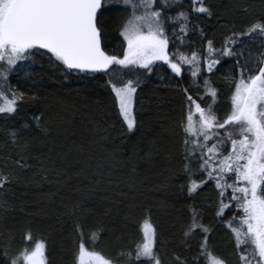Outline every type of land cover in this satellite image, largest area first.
<instances>
[{
    "label": "snow or ice",
    "instance_id": "6c2138e0",
    "mask_svg": "<svg viewBox=\"0 0 264 264\" xmlns=\"http://www.w3.org/2000/svg\"><path fill=\"white\" fill-rule=\"evenodd\" d=\"M113 2L121 7H111ZM260 2L264 5V0ZM116 11L120 12L119 23L110 15ZM242 11L247 14L248 8ZM216 16L208 0H0V117L14 118L39 100L12 88L9 77L22 62L41 58L64 79L76 74L107 75L119 115L132 133L137 88L158 64L167 65V75L184 101L177 125L182 159L175 183L187 204V219L181 228L182 244L187 247L172 255L170 264H227L210 246L213 228L205 223L209 210L228 229L238 264H264V15L246 19L239 26L231 23L229 27L230 22H225L227 34L220 47L202 24L193 23L212 21ZM191 33L205 45L199 52L182 47L191 41ZM117 38L120 51L110 52ZM249 44L259 45L258 55L245 54ZM224 58L235 59L229 111L220 116L218 90L208 78L197 81L205 67L212 73ZM185 72L202 89L198 94L182 87ZM129 73L134 78H127ZM32 119L47 150L34 152L21 130L10 133V142L18 151L14 157L0 158V210L4 213L10 207L7 195L14 187L27 194L33 186L56 183L79 192L72 182L74 176H87L96 192L107 191L105 176L122 197L129 193L120 189V183L129 192L135 190L123 179H112L116 169L126 166V160L110 154L98 160L91 154L85 158L83 144L73 139L76 133L69 121L46 111L33 113ZM34 160L39 163L33 165ZM30 169H35L31 175ZM132 171H136L135 165ZM209 189L214 197L205 207L199 198ZM73 199L66 215L72 218L76 236L74 264H121L86 248V240L95 244L102 239L101 229L88 225L91 208L75 196ZM127 207L134 209L137 202L133 200ZM143 210L149 218L139 228L140 239L120 255L124 264H166L160 254L163 240L150 222L151 208ZM112 211L111 206L105 208L106 214ZM0 226V235L8 241L0 252V264H50L47 241H36L31 226L24 228L18 246L6 218L0 217Z\"/></svg>",
    "mask_w": 264,
    "mask_h": 264
},
{
    "label": "trees",
    "instance_id": "16d2710c",
    "mask_svg": "<svg viewBox=\"0 0 264 264\" xmlns=\"http://www.w3.org/2000/svg\"><path fill=\"white\" fill-rule=\"evenodd\" d=\"M208 2L217 16L212 21L194 20L193 23L202 24L217 47H220L227 34L225 22H230L229 27L231 23L239 26L246 19L264 15V5L260 0ZM111 7L119 9L121 5L113 2ZM243 7L248 8L247 14L243 13ZM172 11L175 12V9ZM110 15L119 23V11ZM182 47L199 52L205 45L196 33H191V41ZM109 51L119 53L118 38ZM249 51L253 56L258 55L259 45L249 44L245 54ZM234 59L224 58L212 73H208L205 67L197 81L202 83V78H208L218 90L217 110L220 116L229 111L230 74ZM23 63L10 75L9 83L14 89L36 95L39 100L26 105L14 118L0 117V158L9 155L14 157L18 151L10 142V133L14 130H21L22 136L32 143L34 152L47 150L43 148L45 138L32 119L33 113L46 111L70 122L76 133L73 139L77 144H83L85 158L91 154L98 160L110 154L117 160H126V166L116 169L112 179H123L133 184L135 190L129 192L126 185L120 183V189L129 193L128 197H122L115 191L116 185L107 182V176L104 177L107 191L102 193L93 191L95 186L89 183L87 176L73 177L72 182L80 189L79 192H72L67 186L61 188L56 183L44 184L42 188L33 186L27 194L14 187L7 195L10 207L7 213L0 210V217L6 218L7 227L13 229L16 245L22 240L24 228L31 226L36 241H47L50 264H74L76 236L72 231V218L66 213L75 203V196L91 208L87 214L88 225L101 229L102 239L95 244L86 240V247L95 248L108 259L114 262L119 260L124 264L125 258L120 253L134 247L140 239L139 228L144 219L149 218L143 209L151 208L150 222L163 240L160 254L166 264H170L171 256L187 247L182 244L181 235L182 225L187 219V204L175 183L182 159L177 125L184 110V101L173 86L175 81L167 75L170 71L167 65L158 64L152 75L142 79L135 93L136 128L129 133L119 115L115 94L107 84V75L76 74L71 79H64L55 67L41 58H34L27 65ZM127 78H134V74L129 73ZM183 79L182 87H189L194 95L202 91L193 84L190 72H185ZM25 124L27 127H22ZM38 163L32 161L33 165ZM133 165L136 167L135 172L132 171ZM34 170H28V174L31 175ZM53 193L56 195L53 196ZM104 196L108 199H104ZM213 197L209 189L199 199L207 207ZM121 200L124 203H120ZM133 200L137 202V207L130 210L127 204ZM107 206L113 209L110 215L105 213ZM205 223L213 228L210 246L215 253L225 259L227 264H238L237 257L233 255L228 229L216 222L210 210L205 213ZM0 231H3L2 226ZM7 242L0 235V252H3V245Z\"/></svg>",
    "mask_w": 264,
    "mask_h": 264
},
{
    "label": "rangeland",
    "instance_id": "374dc122",
    "mask_svg": "<svg viewBox=\"0 0 264 264\" xmlns=\"http://www.w3.org/2000/svg\"><path fill=\"white\" fill-rule=\"evenodd\" d=\"M32 61V59L31 60H29V61H26V62H24L23 64H25V65H27L28 63H30ZM24 65V66H25ZM18 67H19V65H18ZM18 67H17V69H18ZM16 69V70H17ZM132 114H133V116H134V118H135V121H136V111H135V97H134V102H133V108H132ZM126 125V124H125ZM127 127V126H126ZM89 251H95L97 254H99V255H101L103 258H105V259H108L101 251H99V250H97V249H95V248H89V247H86Z\"/></svg>",
    "mask_w": 264,
    "mask_h": 264
}]
</instances>
